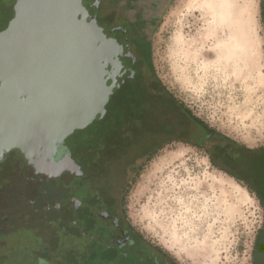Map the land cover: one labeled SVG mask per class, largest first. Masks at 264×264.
<instances>
[{"label": "rangeland", "instance_id": "374dc122", "mask_svg": "<svg viewBox=\"0 0 264 264\" xmlns=\"http://www.w3.org/2000/svg\"><path fill=\"white\" fill-rule=\"evenodd\" d=\"M5 1L0 0V31L13 17L15 0ZM101 1L103 15L106 2ZM262 1L176 0L150 46L157 81L184 113L249 149L264 146ZM142 70L149 74L145 65ZM111 118L120 123L119 111ZM114 126L111 144L92 173L101 186L109 157L121 159L128 150L135 151L128 161H137V168L129 173L123 191V210L132 232L176 264H253L264 221L255 194L264 190V156L237 153L236 166L217 160L235 169L242 181L185 142L163 144L148 157L161 141L144 142L131 126ZM31 175L18 152L0 162V264H43L42 259L59 264L61 251L79 246L62 233L61 224L46 222L48 198L43 193L47 189L57 203L77 191H66L68 179L38 186ZM111 207L116 211L118 203ZM140 255L138 264H151L144 249Z\"/></svg>", "mask_w": 264, "mask_h": 264}, {"label": "water", "instance_id": "95a60500", "mask_svg": "<svg viewBox=\"0 0 264 264\" xmlns=\"http://www.w3.org/2000/svg\"><path fill=\"white\" fill-rule=\"evenodd\" d=\"M99 4L15 0L13 17L0 31V162L18 152L38 186L68 179L66 191L73 189L74 178L89 174L87 164L109 144L114 125H123L114 96L133 79L136 58L123 27L104 32ZM43 193L48 224L73 221L61 209L65 201L77 202L79 192L57 203L47 189Z\"/></svg>", "mask_w": 264, "mask_h": 264}, {"label": "flooded vegetation", "instance_id": "af4514ba", "mask_svg": "<svg viewBox=\"0 0 264 264\" xmlns=\"http://www.w3.org/2000/svg\"><path fill=\"white\" fill-rule=\"evenodd\" d=\"M175 1L105 0L106 11L100 15V0L97 14V20L101 16L99 24L104 32L123 27L128 36L129 48L136 58L133 79L126 81L114 96L121 101L123 127L131 126L132 132L144 142L161 141L148 157L163 144L185 142L205 151L220 170L241 179L235 169H228L217 160H225L236 166L237 153L247 157H261L264 156V146L249 149L238 145L225 135L216 134L199 120L186 115L179 107L180 103L160 85L153 73L150 64L152 35ZM143 65L149 74L142 70ZM110 144L111 142L98 153L95 160L87 164L91 165L89 174L84 169L85 164L81 163V170L85 173L74 178L73 189L79 192L80 198L77 202L65 201L61 209L63 213L73 215L74 219L69 224L66 221L56 224H61L62 233L69 238H75L78 241L75 246H79L61 251L59 264H138L142 249L147 252L151 264H176L164 252L132 232L125 218L123 191L129 181V173L137 168L136 161L129 162L128 156H132L135 151L128 150L127 155L125 153L120 156L121 159L109 157L102 172V185L96 184L92 169ZM131 164L134 170H131ZM255 194L264 211V190ZM113 203H118L116 211L111 210ZM67 215L64 217L69 220ZM42 261L43 264H51L45 259ZM252 261L253 264H264V221L256 236Z\"/></svg>", "mask_w": 264, "mask_h": 264}, {"label": "trees", "instance_id": "16d2710c", "mask_svg": "<svg viewBox=\"0 0 264 264\" xmlns=\"http://www.w3.org/2000/svg\"><path fill=\"white\" fill-rule=\"evenodd\" d=\"M5 1V0H4ZM6 2V1H5ZM262 8H263V10H264V0L262 1ZM136 163H137V161H136ZM131 167H133L131 170H134V166H133V164H131ZM136 169V168H135ZM227 173H229V172H227ZM229 174H231V173H229ZM231 175H233V174H231ZM234 176V175H233ZM44 261V260H43Z\"/></svg>", "mask_w": 264, "mask_h": 264}, {"label": "bare ground", "instance_id": "6f19581e", "mask_svg": "<svg viewBox=\"0 0 264 264\" xmlns=\"http://www.w3.org/2000/svg\"><path fill=\"white\" fill-rule=\"evenodd\" d=\"M213 6V5H212Z\"/></svg>", "mask_w": 264, "mask_h": 264}]
</instances>
